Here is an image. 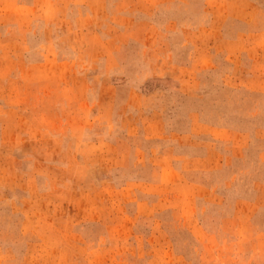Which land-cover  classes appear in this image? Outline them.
I'll return each mask as SVG.
<instances>
[{"label":"rangeland","instance_id":"1","mask_svg":"<svg viewBox=\"0 0 264 264\" xmlns=\"http://www.w3.org/2000/svg\"><path fill=\"white\" fill-rule=\"evenodd\" d=\"M0 264H264V0H0Z\"/></svg>","mask_w":264,"mask_h":264}]
</instances>
